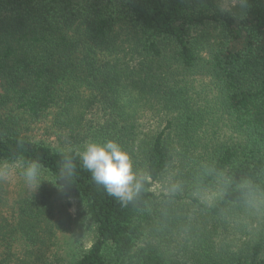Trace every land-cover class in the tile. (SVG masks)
<instances>
[{
	"label": "trees",
	"instance_id": "1",
	"mask_svg": "<svg viewBox=\"0 0 264 264\" xmlns=\"http://www.w3.org/2000/svg\"><path fill=\"white\" fill-rule=\"evenodd\" d=\"M109 141L141 185L127 203L83 165ZM32 163L41 185L0 184V264H264V0L236 18L213 0H0V167ZM218 184L214 206L178 204ZM47 185L78 200L90 246L58 243Z\"/></svg>",
	"mask_w": 264,
	"mask_h": 264
},
{
	"label": "rangeland",
	"instance_id": "2",
	"mask_svg": "<svg viewBox=\"0 0 264 264\" xmlns=\"http://www.w3.org/2000/svg\"><path fill=\"white\" fill-rule=\"evenodd\" d=\"M215 3V0H213ZM9 171L5 167H0V176L6 177L4 179H0L1 186L5 187V190L8 192V195L12 193V191H15V194L18 195L20 192L21 194L25 192L26 187H28V184L26 180H28L25 176H21L20 172L16 169L10 168ZM37 183V185H41L37 179H34ZM173 183L172 175L168 174L166 177H164L161 180V183L157 184L153 191L158 195L159 193L168 194L171 191V184ZM51 188V192L53 193V197L56 203V213L64 218L66 221L65 224L62 223V228L65 229V231L61 232V235L58 238V243L63 247V249L69 253L72 251L75 246H83L88 247L91 245L93 241V232L91 229L87 226L89 225L87 223V220L85 218V215L83 213V210L80 208V203L78 200H72V201H66L61 194L53 189L52 186L47 185ZM21 188V189H20ZM25 188V189H23ZM221 185H214L206 190H202L200 192L198 191H192L187 194L188 198L184 201H178L177 203L179 205L186 204L189 205V207H186L185 210H188V212H199L201 208L198 207L197 203H191L190 199H197L202 204V207L210 208L214 206L221 195ZM178 194L180 196H184L182 190L178 191ZM184 206V205H183ZM190 223L193 224L196 227H202L205 226H211L210 223L207 221V219H201L196 220V216H192ZM190 224V225H191ZM188 225L187 227H190ZM189 241H192L191 239ZM178 243V241H177ZM176 242H171V252L175 253L179 246ZM190 244V243H188ZM197 245V244H196ZM173 248V249H172ZM194 248V247H193ZM191 247L188 248V255H190ZM199 250V248H196V252ZM69 251V252H68ZM70 257V256H69ZM185 264H194L192 260H188L185 262Z\"/></svg>",
	"mask_w": 264,
	"mask_h": 264
},
{
	"label": "clouds",
	"instance_id": "3",
	"mask_svg": "<svg viewBox=\"0 0 264 264\" xmlns=\"http://www.w3.org/2000/svg\"><path fill=\"white\" fill-rule=\"evenodd\" d=\"M248 6V0H215L216 12L222 16L237 17ZM83 165L92 172L93 179L104 185L106 191L124 203L131 201L141 185L134 183L136 176L127 153L115 142L104 145L89 144L82 153ZM38 163H32L24 175L32 181L37 176ZM6 177L0 176V179Z\"/></svg>",
	"mask_w": 264,
	"mask_h": 264
}]
</instances>
